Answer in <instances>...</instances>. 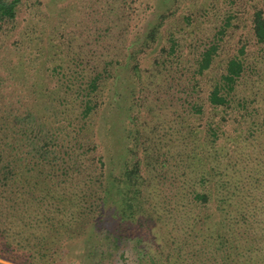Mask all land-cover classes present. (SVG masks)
Listing matches in <instances>:
<instances>
[{"label": "trees", "instance_id": "1", "mask_svg": "<svg viewBox=\"0 0 264 264\" xmlns=\"http://www.w3.org/2000/svg\"><path fill=\"white\" fill-rule=\"evenodd\" d=\"M215 1L187 14L154 2L146 31L125 22L103 61L63 54L32 84L0 76L1 259L264 264V0ZM22 6L0 0V41ZM208 17L218 26L188 45ZM14 96L27 109L16 123Z\"/></svg>", "mask_w": 264, "mask_h": 264}, {"label": "rangeland", "instance_id": "2", "mask_svg": "<svg viewBox=\"0 0 264 264\" xmlns=\"http://www.w3.org/2000/svg\"><path fill=\"white\" fill-rule=\"evenodd\" d=\"M177 1L181 5L180 14H187L192 9L190 0ZM154 2L160 7L164 0H23L19 24L12 31L8 40L0 41V76L10 83H13V80L10 79L14 78V82L23 79L32 84L37 80V69L44 68L46 70L48 67H53L55 60H63L60 58L63 54L67 60L79 56L88 61L86 56L91 55V57L96 56V62L103 61L101 57L106 48L118 49L123 46L118 40L125 31L126 23H129L128 35L130 36L140 31V26L142 33L146 31L148 22L157 13L154 10ZM231 2L232 0H221L224 8ZM208 3L216 4V1L208 0ZM213 12L216 14L215 10ZM223 12L224 9L221 10L222 15ZM208 19L210 21L195 23V27L192 26L191 30L186 33V36L192 41L188 45L194 44L198 39L206 41L208 33L218 26L217 21H212L210 17ZM170 29L168 27L166 39L170 35ZM196 29L200 32H193ZM105 37H108L109 42L105 41ZM198 43L200 44V42ZM193 48L194 46L189 49L187 47L188 50ZM89 52L90 54H88ZM16 66L19 67L15 68ZM50 74L49 79L57 80ZM22 99L14 96L3 102L5 112L9 113L8 117H11L15 123L27 115L26 105L24 108L22 106ZM11 102H15L16 105L12 106ZM149 115L148 120L152 117L151 112ZM125 118L126 115L121 119L124 121ZM33 119L36 122L32 123L31 127L41 128L40 121L36 120L35 115L28 118L29 122ZM99 119V117L91 119L90 126L94 125L93 122H99L98 127H101L102 123L100 124ZM25 121L28 122L26 119ZM19 126L20 124L17 123V127ZM116 136L118 141L116 145L114 142L113 149H117L125 155L128 139L122 134H116ZM251 140L250 146L254 147L255 144L258 146L254 137H251ZM110 143L108 137L106 145L110 147ZM244 153L246 156L253 157L248 150H245ZM0 261L14 264L1 258Z\"/></svg>", "mask_w": 264, "mask_h": 264}]
</instances>
